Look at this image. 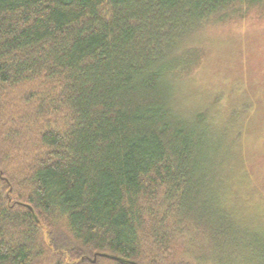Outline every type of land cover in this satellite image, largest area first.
<instances>
[{
    "label": "trees",
    "instance_id": "16d2710c",
    "mask_svg": "<svg viewBox=\"0 0 264 264\" xmlns=\"http://www.w3.org/2000/svg\"><path fill=\"white\" fill-rule=\"evenodd\" d=\"M257 2L0 0V264H264V76L185 43Z\"/></svg>",
    "mask_w": 264,
    "mask_h": 264
},
{
    "label": "rangeland",
    "instance_id": "374dc122",
    "mask_svg": "<svg viewBox=\"0 0 264 264\" xmlns=\"http://www.w3.org/2000/svg\"><path fill=\"white\" fill-rule=\"evenodd\" d=\"M254 1L259 3H254L245 9L241 7L235 11L231 7L227 16L209 19L205 25L197 27L186 38L185 43L193 46L194 49L191 50L198 57L195 74L190 75L191 82L196 87H210L223 78V81L217 83L222 89L224 85L231 84L232 86L234 82L244 84L253 81L259 73L264 76V0ZM185 43L180 44L184 47ZM253 68H257L258 72ZM261 74H259L260 77H262ZM242 86L239 85L230 96L233 99L231 102L238 101L244 96L241 94L244 88ZM245 86L252 89L247 84ZM187 89L193 91L189 86ZM257 89L260 91L256 94L264 97V82L261 78ZM190 99L193 100L192 97ZM223 101L228 100L222 96ZM206 102L208 101L204 104ZM188 107L184 109L186 112L179 110L178 106L176 108L183 114H189ZM254 132L257 136L264 133V122ZM260 175H264V170L259 173ZM262 179L260 180L261 185Z\"/></svg>",
    "mask_w": 264,
    "mask_h": 264
}]
</instances>
